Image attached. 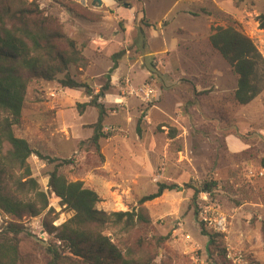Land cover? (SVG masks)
<instances>
[{
	"label": "rangeland",
	"instance_id": "rangeland-1",
	"mask_svg": "<svg viewBox=\"0 0 264 264\" xmlns=\"http://www.w3.org/2000/svg\"><path fill=\"white\" fill-rule=\"evenodd\" d=\"M29 1H37L57 17L78 42L89 65L79 72L72 69V75L90 87L92 96L107 84L113 59L119 56V70L111 74L112 87L99 100L108 112L101 129L108 137L100 140L99 150L91 143L96 109L87 108L83 116L76 108L78 103L91 101L86 89L70 92L56 82L30 86L16 133L45 158L59 160L50 163L35 155L29 159L42 190L50 192L48 177L59 165L61 175L83 182L99 195V210L137 212L144 208L148 225L110 235L124 252L131 248L148 259L155 256L157 264H264V177H248L264 157V92L236 109L230 100L237 76L209 43L213 27L232 25L249 36L264 56V31L255 24L258 17L244 15L237 21L208 5L193 9L182 2L174 7L175 0H102L100 8L93 5L94 0ZM233 1L242 8L246 4ZM71 2L83 3L84 14L92 21L67 11ZM189 6L190 16L178 15ZM115 74L120 76L117 80ZM126 77L135 88H154L158 99L148 105L141 97L127 95ZM56 106H73L76 111L69 123L84 121V127L76 124L75 131L61 130L55 120ZM224 107L228 112L221 120L217 114ZM230 133L250 144L246 152L228 150L225 139ZM205 180L217 182V190L206 205L198 196L196 208L189 187ZM161 185L170 189L140 204ZM205 206L215 209L207 210L209 217L221 214L227 219L221 232L205 225L215 236L213 245L201 229ZM50 208L59 214L55 226L73 216L54 195ZM3 227L0 216V232ZM45 232L43 216L25 224L20 236L24 256L43 260V248L54 241L48 232L47 241L41 240ZM228 250L241 254V259H228Z\"/></svg>",
	"mask_w": 264,
	"mask_h": 264
},
{
	"label": "trees",
	"instance_id": "trees-1",
	"mask_svg": "<svg viewBox=\"0 0 264 264\" xmlns=\"http://www.w3.org/2000/svg\"><path fill=\"white\" fill-rule=\"evenodd\" d=\"M83 5L71 2L66 10L89 21L91 18L84 14ZM257 22L259 29L264 31V14ZM209 43L237 76V88L231 93L230 100L236 109L247 106L264 92V56L249 36L232 25L218 26L211 29ZM118 60L119 56L113 59L107 84L92 96L90 87L72 75V69L82 71L89 62L78 42L65 32L60 20L41 8L37 1L0 0V216L4 223L0 232V264H157L155 256L148 259L131 248L124 252L110 235L115 231L130 233L136 227L148 225L144 208L137 212L99 210V195L81 181H69L60 174L59 165L50 173V192H44L33 176L29 159L34 155L42 161L48 158L16 133L22 123L30 86L34 82H56L70 92L86 89L87 95L92 97L90 102L78 103L76 108L80 115L87 108L96 109L98 121L93 125L91 143L99 150L100 140L108 137L101 132L108 112L99 100L112 87L111 74L118 69ZM224 108L217 114L221 120L228 112ZM238 138L250 145L242 136ZM48 160L50 163L59 161ZM261 170H264V157L256 171ZM189 188L197 208L198 196L216 191L217 182L205 180L199 186ZM167 189L170 187L161 185L156 194L144 197L140 204L159 198ZM51 195L60 201L61 207L73 213L71 219L60 226H55L59 214L50 208ZM198 214L195 210V215ZM41 216L43 227L54 235V241L43 248V260L24 256L20 248L25 224ZM201 229L204 236L210 237L209 244H215V236L206 231L204 223H201Z\"/></svg>",
	"mask_w": 264,
	"mask_h": 264
},
{
	"label": "crops",
	"instance_id": "crops-1",
	"mask_svg": "<svg viewBox=\"0 0 264 264\" xmlns=\"http://www.w3.org/2000/svg\"><path fill=\"white\" fill-rule=\"evenodd\" d=\"M175 1L176 3L174 4V7H176L177 4L182 3V2L190 3V6H192L193 9L195 7L200 8L203 5H208L210 8L213 7L214 9H216L217 11L221 13H225L226 15L232 16V18L236 19L237 21H242V18L244 17V15H247L248 17L249 16L259 17L261 14H264V0H244L246 3L244 5V8H242L241 5L238 6L237 4H235L233 0H175ZM190 6L179 10L178 15L190 16L192 14L190 11L192 7ZM144 14L146 17L145 10H144ZM146 19L148 21L147 17ZM165 20L166 18L164 17L163 22ZM148 22L151 26H153L150 21ZM255 24L259 28V23L255 22ZM161 26L162 24L158 25V27H161ZM209 29L211 28L209 27ZM149 55H153V53L148 54L147 56ZM117 70H119V68ZM119 77H120L119 75L115 74L114 79L117 80ZM236 88H237V84L235 85L233 91H235ZM227 92H228V89H226L225 91H219L220 95H222L223 93H227ZM53 109L56 110L55 120L59 124L61 130H66L68 132L69 130L75 131L77 129L75 127L76 124H78V126H80L81 129L84 127V124H85L84 121H73L74 123L72 125L69 123L68 120L70 119V116H72L73 113H75L76 111L75 108H73V106H69L67 107V109H63L62 106H56V108L53 107ZM83 116H85V114ZM83 116L81 118H83ZM97 121H98V115L94 122L96 123ZM225 140H226V145H227L228 150L233 154L242 153L249 147V145H247L245 142H243L241 139H239L236 135L232 133H230L226 137Z\"/></svg>",
	"mask_w": 264,
	"mask_h": 264
},
{
	"label": "built area",
	"instance_id": "built-area-1",
	"mask_svg": "<svg viewBox=\"0 0 264 264\" xmlns=\"http://www.w3.org/2000/svg\"><path fill=\"white\" fill-rule=\"evenodd\" d=\"M124 92L129 96H136L139 98L141 97L142 102L145 104H148V105L152 104L155 100L158 99L157 98L158 97L157 91L154 88H152L149 85H144L141 88H135V87H133L129 77H126L124 80ZM248 177H249V179L263 178L264 177V170H261V171L250 170ZM156 181H157V178H156ZM210 199H211V193H202L199 195V200L201 202L205 203V205L207 203H209ZM202 210L203 211L201 212V216L203 219V223L205 225H208L215 232H221L224 228H226L227 219L225 216H223L221 214H217L216 216L212 215L211 217H209L207 210H215V209L208 207V206L203 207ZM48 237H49L48 233L45 232L43 234V237H40V239L47 241ZM58 244L61 245L60 242H58ZM227 253H228V255H227L228 259H233V261H237V260L241 259V257H242L241 254L240 255H238V254L233 255L232 252H230L229 250L227 251Z\"/></svg>",
	"mask_w": 264,
	"mask_h": 264
},
{
	"label": "water",
	"instance_id": "water-1",
	"mask_svg": "<svg viewBox=\"0 0 264 264\" xmlns=\"http://www.w3.org/2000/svg\"><path fill=\"white\" fill-rule=\"evenodd\" d=\"M93 5L97 6L98 8H100V7L103 6V2H102V0H94L93 1Z\"/></svg>",
	"mask_w": 264,
	"mask_h": 264
}]
</instances>
